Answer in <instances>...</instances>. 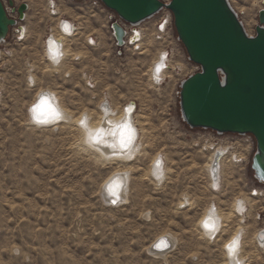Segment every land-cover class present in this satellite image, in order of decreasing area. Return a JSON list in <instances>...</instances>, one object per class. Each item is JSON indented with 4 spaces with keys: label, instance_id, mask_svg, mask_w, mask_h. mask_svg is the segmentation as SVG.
Returning <instances> with one entry per match:
<instances>
[{
    "label": "rangeland",
    "instance_id": "374dc122",
    "mask_svg": "<svg viewBox=\"0 0 264 264\" xmlns=\"http://www.w3.org/2000/svg\"><path fill=\"white\" fill-rule=\"evenodd\" d=\"M15 2L29 6L28 36L16 41L8 35L0 44V264H221L224 244L242 227L239 246L245 264H264V248L253 239L264 228V191L252 195L256 142L190 128L182 120L177 80L199 70L174 26L163 41L149 22L142 51L116 58L106 14L92 8L90 0H58L61 14L79 29L67 42L69 59L54 68L44 58L45 36L57 24L49 15V0ZM230 2L246 30L256 34L262 0ZM91 34L99 36L97 48L85 44ZM166 44L172 68L167 84L156 87L150 67ZM40 90L55 91L73 121L33 124L28 108ZM130 101L137 104L144 149L128 163H109L87 147L74 120L86 112L96 120L106 102L120 114ZM237 140L245 147L239 155L246 168L228 156L216 189L207 173L211 149ZM161 154L168 173L160 185L152 177V163ZM115 172L130 179L125 197L112 205L104 198V184ZM240 198L249 201L243 221L233 212ZM211 205L227 217L212 242L198 228ZM162 236L171 239L164 252L153 246Z\"/></svg>",
    "mask_w": 264,
    "mask_h": 264
},
{
    "label": "water",
    "instance_id": "95a60500",
    "mask_svg": "<svg viewBox=\"0 0 264 264\" xmlns=\"http://www.w3.org/2000/svg\"><path fill=\"white\" fill-rule=\"evenodd\" d=\"M127 23H140L163 7L172 11L178 39L191 62L200 66L180 85L179 109L190 128L219 134H252L256 148L251 158L254 178L264 184V0L256 34L245 28L229 0H100ZM19 19L29 9L8 0ZM16 23L0 0V43ZM119 44L125 34L112 23Z\"/></svg>",
    "mask_w": 264,
    "mask_h": 264
},
{
    "label": "bare ground",
    "instance_id": "6f19581e",
    "mask_svg": "<svg viewBox=\"0 0 264 264\" xmlns=\"http://www.w3.org/2000/svg\"><path fill=\"white\" fill-rule=\"evenodd\" d=\"M262 2H263V0H262ZM58 7L59 6L56 3L55 8L58 11V15L56 17L53 15V13L49 10V7H48L49 15L52 16V17H55V19H57V25L55 26V28H54L53 31H54L55 35L58 36V38H59L58 40L62 41V43H63V46H62L63 58L60 59V62L58 64H54L52 61L49 62V64H51V66L54 67V68L55 67L56 68L57 67H61V65L63 64V62L66 59H69L70 52H69V49L67 47V42H68V40H72V37H73V35L66 34V31H64L65 30V27L63 28V30L60 29L61 32L59 31V25H60V21H61L60 19L62 17V14H61L60 8H58ZM26 12H25V14H26ZM66 18H69V17H66ZM65 21H68V20H65ZM72 21H74V20H72ZM153 35L156 37V35H155V29H154ZM162 40L163 41L164 40L166 41L167 39H166V37H163ZM44 45H45V43H44ZM166 46H167V44H166ZM46 47H47V44H46ZM46 53H47V51H46ZM162 53H163V51H161L158 54L156 60L153 61L152 65L150 67L149 77H150V80H151L152 83H153L152 80L155 78L154 77V73H153L154 66L157 65L159 71H161V70H163L164 66L166 64L168 65V63H169V59H166L165 58L166 55L162 56ZM166 69H167V71H163V74H161V78H162V76L164 74L166 75V73L168 72L169 69L168 68H166ZM42 91H44V90H40L39 92H42ZM56 95H57V93H56ZM58 98H59V96H58ZM59 102H60V105H61V107L63 109L64 117H63L62 120L56 122L55 124L60 123V122H63V121H65V122H69L70 120L73 121V114L69 113V111L66 109V107L61 103L60 98H59ZM128 105H129L128 109L124 108L125 107V105H124L123 108H122V111H120L121 113L119 114V110L114 109V107L111 105V103L106 102L105 104L103 103V105L100 107L101 108L100 109L101 110V115L99 116V118H97L99 120H97V119L94 120L93 117L91 116L92 113L90 114L89 112H86V113L81 114L78 118H76L74 120V121L77 122V125H79V127L82 129L81 131L83 133V136H82L81 139L85 142V144L87 145V147L89 149L93 150L95 152V154H97V156L103 158L104 161H107L109 163H113V162H118V163H120V162L126 163L127 162L128 163L134 157H136L138 154H140L143 151V149H144L143 148L144 147L143 146V142L141 140H139V135H140L139 134V127L137 125V121L135 120V117H137V113H135L136 116H135V114H131L130 111L132 110V107L130 105H133V104H128ZM133 117H134V119H133ZM125 121H131V123L134 126L135 132H136V135H135V137L133 139V143H132V145H130V147L128 149H126V150L112 151L111 149L107 148L105 146V144H103V143L96 144L94 147L90 146V143L88 141L90 140V138L92 136H94L101 129H103L105 132H107L109 130V128L114 127L117 124L124 123ZM142 133H143V131H142ZM238 142H239L238 140L236 141V144L230 143V142H226L225 145H223V146L219 145L217 147H214V146L212 147V149H211L212 152L210 154V159H209L210 162H209V164L207 166L208 176L210 178L212 177L211 176V172H210L211 163H213L215 161L220 166L219 180L217 182L216 181H213L212 178L210 180L212 187L218 186L219 181L221 180V177L224 176L223 175V173H224L223 172V169H224V167H225L224 165L226 163L225 162V159L228 156H231V159H232V162H233L234 165H238V163L236 162L237 160H235L236 157L243 159L241 157L242 156L241 153H242V151H244L243 149H245V147L244 146L241 147V144H239ZM228 144H231L233 147L232 146H228ZM229 147L231 149H235V150L237 149L236 152H238V153L237 154L232 153L230 151V148ZM159 157L160 156H157V158H155V161L152 163L154 168H153V175H152V173H151V175H152V177L155 178V181L158 184L161 185V183L163 184L166 181V179H167L165 176L168 173V168L166 167V160H165V158L160 163V166H155L156 163H157V161L159 160ZM113 175H111V176H113ZM123 179H124V187H123V189H122L121 194L119 195V197H112V196H110L108 194V192L106 190V187H105V184H104V198L107 199V200H110V198H113L115 200V202H116L115 205H117V203L122 198V196L125 197L124 194H126V192L128 190V181L130 179V176L128 174L127 175H124L123 176ZM261 195H262V192H259L255 196L259 197ZM185 199H187V201H189V199L187 197H185ZM108 202L110 203V201H108ZM248 202L249 201L247 200V198L246 199L245 198H240V199H237L234 202L233 212L234 213H237L238 216L242 217L241 218V221H243V212L245 211ZM112 205H114V204H112ZM190 205H193V204L190 203ZM209 208H214L216 210L218 216L221 218L220 225H219L218 230L204 229V228H202V226L200 224V221L205 216V214H206V212H207V210ZM198 222H199L198 223L199 224L198 228H200V229L202 228L201 229V232L209 240H211V242H212L213 240L214 241L216 240L217 236L226 227L227 217L223 213L220 212L219 208L215 207L214 205H211L207 209H205L204 214L202 215L201 219ZM243 232L245 233V228L244 227L240 228L239 231L237 232V234L236 235H233L232 237H230L226 241V243L231 238H233L234 236L238 237V243H237L238 259L240 261H242L243 264H245V256L243 255L244 251H243L242 247L239 246V244H240L239 235L242 234ZM253 239H254L255 244L257 245L258 248H264V228L258 230L254 234ZM161 241H164V244L161 247H157L156 245H160L161 244ZM170 241H171V239L169 238V236L167 238L162 236V237L157 238L155 240V242L153 243V246L155 247L156 250L157 249L158 250L163 249L162 252H164L168 248V246L170 244ZM223 248L225 250V247H223ZM221 264H227V255H226V252H225V259H224V261Z\"/></svg>",
    "mask_w": 264,
    "mask_h": 264
},
{
    "label": "built area",
    "instance_id": "2783aa9c",
    "mask_svg": "<svg viewBox=\"0 0 264 264\" xmlns=\"http://www.w3.org/2000/svg\"><path fill=\"white\" fill-rule=\"evenodd\" d=\"M58 0H49V10L53 13V15L56 17L58 15V11L55 8L56 3ZM66 2H69L70 4L78 2L80 0H65ZM92 2L93 5H91L92 8H95L96 10L99 11V13H105V18H106V24H107V33H108V38L110 40V44L113 50V54L114 57L119 58L122 57L126 52H141L142 51V44L146 39V35H147V31H148V26L147 24L149 22H152V26L155 28V35L156 38L159 39H163V37H168V34L171 31V28H173L174 26V19H173V14L172 11L166 7H163L157 14H155L153 17L142 21L140 23H127L125 21H123L114 11L109 10L108 8H106L103 3L100 0H90ZM163 3L168 4L171 0H161ZM230 2V0H229ZM231 3V2H230ZM7 7V6H6ZM7 11L9 13V15L13 18L16 19V23L10 27V32L9 35L10 37L14 38L16 41H24L27 38V25H26V21H27V17H28V13L25 14V18L23 19H19L18 17V13L17 12H13L12 9H10L9 7H7ZM28 11V10H27ZM60 25H59V31L60 29L63 30V28L65 26H68V31H66V34L69 35H73L76 36L77 31H78V23L75 21L70 20L69 18H66L64 15H62L61 19H60ZM68 20V21H65ZM113 22H119L125 31L124 37H123V44H119V42L116 39L115 36V32L112 29V23ZM70 23V24H69ZM57 25V24H56ZM55 25V26H56ZM54 26L53 28H51V30L48 32L47 36H45V40H44V58L47 61H51L49 59L48 54L46 53L47 51V47H48V43L49 41L55 39L56 42L59 44L60 48H61V58H63V53H62V46L63 43L62 41L58 40V36L55 35L54 33ZM65 31V30H64ZM61 32V31H60ZM8 38V37H7ZM99 36L96 34L94 35H90V37L88 39H86L85 44L87 46L90 47H95L97 48V45L100 42L98 41ZM177 40L179 42H181L178 37ZM101 41V40H100ZM7 39L1 43H6ZM0 43V44H1ZM47 44V47H46ZM163 53L162 56L166 55V59H171L172 55H171V51L169 50V46H163ZM195 68H197V70L200 71V66L198 64H195ZM168 68L169 70L172 68V65L170 64V61L168 63V65L166 64L163 68V70L159 71L157 65L154 66L153 69V73H154V79L152 80L154 85H156V87H162L164 84H167L168 80H169V76L168 75H163L161 78V74H163V71H167ZM197 72V71H196ZM195 72H192L191 74H193ZM190 74V75H191ZM189 75V76H190ZM184 80V78H180L178 79V84H177V88L175 90L176 93V98L179 99L180 96V85L181 82ZM128 104H133L130 105L132 107V110L130 111L131 114H135L136 110H137V104L135 101H130L128 102ZM125 105L124 108L128 109L129 105ZM206 130V129H205ZM211 132H214L215 134L222 136L225 134H230L233 135L235 137H239V139L243 138V143H245L246 141H249L250 143L253 141L254 137L251 134H245V135H239V134H233V133H224V134H219L216 131L210 130ZM255 140V139H254ZM237 160L236 162L239 164L241 163L245 169L246 168V163L247 161L236 157ZM219 171H220V166L218 165L217 162H213L211 163L210 166V172H211V178L213 181H218L219 180ZM210 178V180H211ZM254 181H252V195H256L259 192H263L264 189H260L259 186H257V184H261L259 183L255 178ZM250 182V181H249ZM221 183V182H220ZM262 186H264L263 184H261ZM218 187H220V184L218 186H216V189H218ZM111 199V204H116V202H114L115 200L113 198Z\"/></svg>",
    "mask_w": 264,
    "mask_h": 264
},
{
    "label": "clouds",
    "instance_id": "9594fccd",
    "mask_svg": "<svg viewBox=\"0 0 264 264\" xmlns=\"http://www.w3.org/2000/svg\"><path fill=\"white\" fill-rule=\"evenodd\" d=\"M47 54L49 59L58 64L61 59V48L55 39L49 41L47 47ZM31 77L29 78L31 83ZM28 115L30 121L36 126H46L55 124L64 117L63 109L60 105L59 98L52 90H44L37 92L34 96L33 102L28 108ZM135 129L131 121L117 124L109 128L107 132L101 129L88 141L90 146L94 147L96 144H105V146L112 151L126 150L132 145L135 135ZM163 154L159 157V162L163 161ZM159 163V166H160ZM155 166H158L157 163ZM126 173H115L113 176L106 178L105 187L108 194L112 197H119L124 187L123 176ZM221 218L218 216L214 208H209L205 216L200 221L202 228L210 229L207 225L212 226L211 230H218ZM238 237L234 236L225 245V252L227 255V264H243L238 259L237 248Z\"/></svg>",
    "mask_w": 264,
    "mask_h": 264
},
{
    "label": "snow or ice",
    "instance_id": "6c2138e0",
    "mask_svg": "<svg viewBox=\"0 0 264 264\" xmlns=\"http://www.w3.org/2000/svg\"><path fill=\"white\" fill-rule=\"evenodd\" d=\"M65 31H68V26H65ZM133 135H135V133H133ZM159 161H157V165L159 166ZM115 202V201H114ZM206 227H209L211 229L212 226L210 225H207L206 223ZM238 243V242H237ZM164 244V241H161V244L160 245H156L157 247H161L162 245Z\"/></svg>",
    "mask_w": 264,
    "mask_h": 264
}]
</instances>
